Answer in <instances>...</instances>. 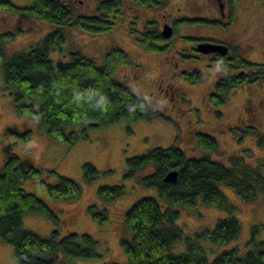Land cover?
I'll use <instances>...</instances> for the list:
<instances>
[{
  "label": "rangeland",
  "instance_id": "1",
  "mask_svg": "<svg viewBox=\"0 0 264 264\" xmlns=\"http://www.w3.org/2000/svg\"><path fill=\"white\" fill-rule=\"evenodd\" d=\"M10 1L18 7L32 4V0ZM79 1L80 13L89 14L97 8L95 0ZM158 1L164 7H143L133 0H123L124 11L117 16L112 31L105 34L92 35L77 29H63L65 42L60 50H52L50 58L70 60L71 54L80 53L103 66L109 52L114 48L123 49L130 62L118 68L116 81L123 82L144 97L154 111L165 115L168 120L102 126L98 130H90L88 140H79L72 146L60 144L49 137L34 118L21 116L16 111L0 68V171L8 159L17 154L28 167L43 172L54 170L74 180L83 189L80 200L64 201L49 197L39 179H28L23 187L24 191L35 195L57 213L62 236L88 234L97 241L99 258L75 260L69 264H128L121 246L123 239L130 237L125 215L145 196L159 200L156 190L141 186L137 179H125L127 160L132 157L142 156L154 148H169L175 143H179L188 158L200 157L203 154L195 139L199 133H204L218 140L217 149L209 155L214 161L228 167L232 166V159L240 157L264 174V146L260 138H264V82L246 84L227 93L225 104L217 106L208 97L226 66L219 65L214 57L191 50L194 44L202 41L225 44L231 49L228 60L233 64V70L251 75L256 69H247L243 61L264 64V0H237L234 4L220 0L223 8L216 0H194L196 5L190 9H187L189 0ZM179 20H186V23ZM169 21L178 25L177 31L161 43H169V48L165 46L166 49L153 52L141 46V33L149 30L162 33L164 23ZM55 31L54 25L0 11V39L9 33L14 35V39L3 46L8 58L21 51H30ZM176 66L185 71L184 78L174 76ZM194 74L200 76L198 82L185 78V75L191 77ZM162 80L165 81L159 89L157 84ZM178 96L184 97L183 100ZM250 97L252 101L249 103ZM82 129V126H77L69 131L80 132ZM25 134L28 140L24 138ZM85 163L92 164L99 172V178L91 184L84 178L82 166ZM44 181L54 184L58 179ZM114 185L126 188L123 198L113 203L101 200L98 195L100 187ZM221 190L233 209V216L238 218L242 232L228 246L218 247L211 241H202L201 246L210 261L232 248H239L243 257L256 227H261L259 240H264V193L250 203L230 187L221 186ZM91 205L106 210L108 221L100 223L94 220L87 210ZM180 216L177 226L187 237L195 238L198 233L214 230L216 224L230 214L223 209L206 208L200 201L195 210L180 209ZM23 223L27 231L44 238H50L56 229L55 224L41 214H29ZM173 252L175 255L188 253L186 240L178 243ZM0 264H18L14 248L1 239Z\"/></svg>",
  "mask_w": 264,
  "mask_h": 264
},
{
  "label": "trees",
  "instance_id": "2",
  "mask_svg": "<svg viewBox=\"0 0 264 264\" xmlns=\"http://www.w3.org/2000/svg\"><path fill=\"white\" fill-rule=\"evenodd\" d=\"M96 9L89 14L80 13L79 0H32L29 7L16 6L10 0H0V11L17 17L34 19L56 27L30 51H21L7 57L4 45L14 39L9 33L0 39V68L16 111L21 116L35 119L55 142L75 145L79 140H88L90 130L122 122H151L168 118L154 111L149 102L133 92L123 82L116 81L118 68L130 62L121 48H114L106 55V62L99 66L94 60L80 53L71 54L70 60H52L53 49L60 50L64 40L63 29H77L89 34H105L112 31L124 11L123 0H95ZM232 4L237 0H228ZM143 7H164L158 0H133ZM186 23V20L180 21ZM175 29L177 24L175 23ZM139 42L147 51L159 52V44L166 41L161 32L145 31ZM247 69H256L245 82L235 77L220 81L212 102L217 106L225 104V95L240 88L247 80L250 84L264 82V64L242 63ZM231 68V67H230ZM232 70V69H231ZM198 82L199 75L187 76ZM229 81V83H228ZM231 84V85H229ZM82 126L79 132L69 129ZM24 138H29L24 135ZM264 146V138L261 137ZM202 156L188 158L179 143L169 148H154L142 156L127 160L126 180H136L147 188L157 191L159 200L145 196L134 203L125 215L129 238L121 246L128 264H264V240H259V230H253V237L247 244L248 251L240 256L239 248L224 251L214 260H209L202 241H211L215 246H228L240 237L242 226L232 214L221 186L230 187L244 201L256 200L264 193V174L258 168L246 163L243 158L232 159V166L214 161L209 155L217 149L218 140L209 134L196 136ZM84 178L88 184L96 181L99 172L92 164H83ZM177 172L176 183L166 182L171 172ZM57 178L51 184L44 180ZM28 179H39L54 200L76 201L83 195V189L74 180L57 174L54 170L43 172L28 167L15 154L0 171V239L14 248L18 264H69L75 260L99 258L97 241L90 235L71 233L62 236L59 232L61 220L44 201L24 191ZM126 188L114 185L101 186L98 195L106 203L123 198ZM206 208L226 210L230 216L221 219L216 228L186 236L177 226L180 209L195 210L198 203ZM94 220L108 221L106 210L96 205L87 208ZM29 214H41L56 226L50 238H44L24 227L23 219ZM186 240L188 253L175 255L174 247ZM105 264H121L105 263Z\"/></svg>",
  "mask_w": 264,
  "mask_h": 264
},
{
  "label": "flooded vegetation",
  "instance_id": "3",
  "mask_svg": "<svg viewBox=\"0 0 264 264\" xmlns=\"http://www.w3.org/2000/svg\"><path fill=\"white\" fill-rule=\"evenodd\" d=\"M217 2H219L220 4H221V1L220 0H216ZM189 6L187 7V9H190V7L193 5V6H195L196 5V2H194V0H189ZM223 4H221V7L223 8V6H222ZM164 19H165V16H164ZM180 21V20H179ZM178 21V22H179ZM166 25H170L172 28H173V34L177 31L176 29H175V25L173 24V22H167V23H164V28H165V26ZM163 32V31H162ZM162 34V33H161ZM162 36H163V34H162ZM164 37V36H163ZM165 38V37H164ZM166 39V38H165ZM167 40V39H166ZM202 42H204V41H202ZM202 42H198L197 44H194V46H192V48H191V50H193V51H198V46H199V44H202ZM205 42H208V41H205ZM209 43H214V44H217V45H225V44H221V43H219V42H209ZM165 46H168L167 48H169L170 46H169V43H168V45H163V44H159V46L158 47H160V49L161 50H163V49H166L165 48ZM225 46H227V45H225ZM228 48H229V55H227V56H222V55H219V54H217V53H213L212 55H208V56H210L211 58H215V60L218 62V64L219 65H222V66H226L225 67V70L222 72L223 74L221 75V76H218L217 77V79L215 80V82H214V89H213V92L210 94V96L208 97L209 99H211L212 100V96L213 95H215L216 93H217V90H218V87H217V85L219 84V82L220 81H225V79L226 80H230V82L232 83V79H234L235 77H237V78H239L238 79V81H240V82H245L246 81V79H248V77L250 76V74L248 73V72H245V71H239V72H235L234 70H233V64H231V62L228 60L229 59V56L231 55V49H230V47L229 46H227ZM181 53H182V51L181 52H179L178 54L179 55H181ZM176 67H178V66H176ZM231 67V68H230ZM232 69V70H231ZM235 72V73H234ZM184 74H185V71L182 69V70H180V68L178 67L177 68V71L175 72V77H177V78H184ZM164 81L165 80H162L161 82H159V85L157 84V86H158V88L159 89H161L162 88V84L161 83H164ZM228 83H229V81H228ZM246 84H250L249 82H248V80H247V82L246 83H243L242 85H241V87L240 88H236V89H231L229 92H231V91H236V90H239V89H241V88H243L244 86H246ZM229 85H231V84H229ZM169 87V89H173L172 88V86H168ZM162 90H164V89H162ZM174 90V89H173ZM164 92H168L167 90L165 91L164 90ZM228 92V93H229ZM184 95V94H183ZM178 98L182 101L183 100V98L182 97H180V96H178ZM252 101V97H250L249 98V103Z\"/></svg>",
  "mask_w": 264,
  "mask_h": 264
},
{
  "label": "water",
  "instance_id": "4",
  "mask_svg": "<svg viewBox=\"0 0 264 264\" xmlns=\"http://www.w3.org/2000/svg\"><path fill=\"white\" fill-rule=\"evenodd\" d=\"M162 34L165 38L168 39L173 34V28L170 25H166ZM198 52L207 55H212L213 53H217L222 56H227L229 55L228 54L229 48L225 45H217L214 43L211 44L209 42H202V44H199L198 46ZM177 178H178V174L175 171L169 173V175L165 178V181L170 183H176Z\"/></svg>",
  "mask_w": 264,
  "mask_h": 264
}]
</instances>
